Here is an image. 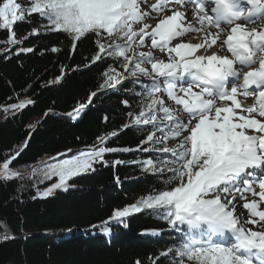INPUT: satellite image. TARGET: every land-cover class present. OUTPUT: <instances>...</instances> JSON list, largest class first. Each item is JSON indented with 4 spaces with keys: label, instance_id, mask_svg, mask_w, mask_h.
I'll return each instance as SVG.
<instances>
[{
    "label": "snow or ice",
    "instance_id": "snow-or-ice-1",
    "mask_svg": "<svg viewBox=\"0 0 264 264\" xmlns=\"http://www.w3.org/2000/svg\"><path fill=\"white\" fill-rule=\"evenodd\" d=\"M142 3L147 5L148 0H26L25 6L17 0H0V30L9 31L7 43H22L36 35L37 30L17 40L12 31L14 24L31 23L26 15L38 14L47 21L44 27L48 31L64 32L71 38L73 51L78 41L95 34L98 51L92 57L93 64L105 57H122L125 71L152 80L147 86L146 104L138 114L129 113V122L122 127L147 131L140 126L151 125L153 131L141 144L178 141L173 147L160 149L174 157L171 166L165 163L157 168L152 159L140 162L146 172L171 173L163 180L167 187L142 195L122 208H114L108 221L102 223L122 224L137 213L166 221L180 234L178 246L160 252L151 264H159L160 257L169 256L172 264H264V230L243 226V223L264 226L261 208L264 204V0H156L150 6L158 18L154 26L146 22L153 18L141 7ZM188 12L194 16L195 23L187 21ZM222 24L226 27H221ZM212 28L216 31L212 32ZM189 32L200 33L201 42L171 45L174 39ZM146 37L151 39L150 49L137 51L145 45ZM104 39L107 44L101 42ZM218 42L226 46L231 58L216 53L196 54L199 49L207 51ZM154 49L167 52V62L158 59ZM51 51L59 49L53 47ZM244 67L249 70L243 72L242 82L237 84L239 69ZM103 75L105 80L100 89L114 88L123 79L111 67ZM60 79L57 77L56 82ZM160 83L164 84L163 89ZM250 90L255 92V103L249 106L238 97L252 95ZM161 91L179 107L166 106L157 95ZM95 95L94 92L89 96V104ZM29 104L34 101L22 100L9 107L20 110ZM85 107L78 105L68 116L78 117ZM157 109L162 116H157ZM158 121L163 123V128L158 127ZM157 130L161 137L156 136ZM185 132L188 134L184 135ZM117 135L115 131L101 135L88 150H78L70 158L45 165L44 178L50 180L56 176L58 181L42 192L38 190L37 195L44 198L57 189L66 191L69 180L96 171L95 164L123 163L105 160L106 153L132 151L106 146ZM27 144L25 141L15 155L0 163V178L8 180L18 175L10 163ZM116 182H121L118 176ZM249 192L259 199L247 201L245 194ZM238 199L246 200L243 207L252 217L243 223L242 216L236 215ZM143 234L158 233L145 229ZM10 238L15 237L3 236L4 240ZM136 264L142 262L137 260Z\"/></svg>",
    "mask_w": 264,
    "mask_h": 264
},
{
    "label": "trees",
    "instance_id": "trees-1",
    "mask_svg": "<svg viewBox=\"0 0 264 264\" xmlns=\"http://www.w3.org/2000/svg\"><path fill=\"white\" fill-rule=\"evenodd\" d=\"M17 2L26 5V0ZM26 20L31 23L14 24L16 39L22 40L33 29L37 33L22 43H7L9 31L0 30V163L28 141L10 163L18 175L0 178V264H136L137 260L151 264L160 252L178 246L180 234L166 221L137 213L122 224L102 223L114 208L167 187L163 180L171 173L146 172L140 163L152 159L157 168L165 163L171 166L155 153L163 148L161 143H140L153 131L152 126H140L147 131L122 127L129 122V113L138 114L146 104L149 84L131 78L114 88L100 89L103 73L120 67L122 57H105L93 64L98 51L95 34L78 41L73 51L71 38L64 32L48 31L47 21L38 14L26 15ZM101 42L108 43L107 39ZM53 47L59 51L52 52ZM57 77H61L58 82ZM22 100L34 104L20 110L9 107ZM80 104L86 105L80 115L69 117ZM113 131L118 135L106 146L132 151L106 153L105 160L123 163L95 164L96 171L69 180L66 191L58 189L41 198L38 190L50 181L34 184L28 171L19 172L23 167H38L39 161L53 155L64 158L86 151L99 136ZM156 136L162 133L157 130ZM145 229L158 234L144 237ZM4 235L15 238L4 240ZM159 264H172V257H160Z\"/></svg>",
    "mask_w": 264,
    "mask_h": 264
},
{
    "label": "rangeland",
    "instance_id": "rangeland-1",
    "mask_svg": "<svg viewBox=\"0 0 264 264\" xmlns=\"http://www.w3.org/2000/svg\"><path fill=\"white\" fill-rule=\"evenodd\" d=\"M156 1L155 0H152L149 4V6H148V10L150 11V12H152L151 11V4H153V3H155ZM146 9H147V7H146ZM145 9V10H146ZM147 11V10H146ZM152 18L153 19H151V20H146V22H150V21H153V22H157V14L155 13V12H152ZM161 18V17H160ZM137 27H139V25H137ZM218 44H220V43H218ZM149 45V44H148ZM148 45H144L143 47H141V48H138L137 49V51H148L149 49H150V45L148 46ZM153 53H154V55L158 58V59H163V60H165L166 62H167V59H168V54H167V52H160V50L159 49H154L153 50ZM124 60V59H123ZM125 63V61L123 62V64ZM123 64H122V66L121 67H119V68H115V71L116 72H118V73H120L121 75H122V77H123V79H125L126 78V76H127V73H126V71H125V69L123 68ZM146 67H148L149 69H150V65H146ZM122 79V80H123ZM139 79H141V80H143V81H147V82H150V83H152V80L150 79V77H147V76H143V75H140L139 76ZM159 86L161 87V89H163V87H164V84L163 83H160L159 84ZM161 99H163L164 100V102H165V104H166V106H168V107H170V108H175L177 105L173 102V101H171L168 97H167V95H166V93H164L163 91H161L160 93H158L157 94ZM229 103V102H228ZM230 104V103H229ZM179 107V106H178ZM237 111H239V110H237ZM157 116H162V114L159 112V110L157 109ZM246 114V113H245ZM158 123V125L159 126H161L160 128H163L164 127V125H163V123L162 122H157ZM195 123V121H193V124ZM165 131H167V129H165ZM188 133H184V135H187ZM178 141L177 140H173V139H169L167 142H166V144L164 143V145L165 146H167V147H173L176 143H177ZM158 154H160L162 157H164V159H166L167 161H169L170 163H171V161L174 159V157L172 156V154L171 153H164V152H159ZM57 156V155H56ZM56 156H50V157H47L46 159H44V160H41V161H39L38 162V167H34V168H31V167H23V168H21L20 170H19V172H24V171H28V173H27V176L30 178V179H32V181H33V183L34 184H39V183H42V182H44V181H48L49 179H45L44 178V175H43V170H44V168H45V165H48V164H53V163H55L56 161H58V160H62V159H67V158H70L71 156H67V157H64V158H60V157H56ZM52 158H54L53 160H50V161H48L49 159H52ZM35 170V171H34ZM57 178V179H56ZM50 182L47 184V185H45L44 187H42L41 189H39V191H43L44 189H46V188H48V187H50L51 186V184H54V183H56L57 181H58V177H56V176H53L50 180H49ZM68 184H69V182H68ZM58 190V189H57ZM256 191H259V188L257 187V190ZM56 192V190L53 192V193H55ZM52 193V194H53ZM235 195L237 196V197H239V193H235ZM245 196L247 197V201H250V200H252V199H259V197H254L252 194L251 195H247V194H245ZM230 198V197H229ZM246 200H244V199H238V201H237V206H238V208H239V212L238 213H236L237 215H240V216H242V223L244 222V221H247V220H249V219H252V218H250L249 217V215H248V210L247 209H245L244 207H243V204L246 202ZM261 207H264V204H262L261 205ZM258 219V218H257ZM243 226L245 227V228H252L253 230H264V226H262V225H260V224H257V225H253V224H251V223H243Z\"/></svg>",
    "mask_w": 264,
    "mask_h": 264
},
{
    "label": "bare ground",
    "instance_id": "bare-ground-1",
    "mask_svg": "<svg viewBox=\"0 0 264 264\" xmlns=\"http://www.w3.org/2000/svg\"><path fill=\"white\" fill-rule=\"evenodd\" d=\"M150 4H149V2H148V4L147 5H145V4H141V7L142 8H144V9H146V7H147V11H149L148 10V6H149ZM172 7H180V6H178V5H173ZM180 10L181 11H185V9L184 8H182V7H180ZM150 12V11H149ZM151 13V15H152V12H150ZM167 14H171V12L170 11H167ZM162 18V17H161ZM187 21L188 22H192V23H195V18H194V16L192 15V13L191 12H188L187 13ZM149 23H151L152 24V26H154L155 25V22H153V21H150ZM241 23H244V22H241ZM197 27H199V25H196ZM252 25H249V27H251ZM211 31L212 32H215L216 31V29L215 28H212L211 29ZM185 35H189V37H188V40L185 42V43H199V42H201V34L200 33H197V32H189V33H187V34H185ZM151 42V39L150 38H148V37H146L145 38V45H148L149 43ZM219 43V42H218ZM216 44V45H214V46H212L211 48H209V49H207V51H205V49H199L198 51H197V55H204V54H208V55H210V54H212V53H216L217 55H223V53H224V50H223V46L221 45V44ZM237 84H239L240 82H236ZM239 98L242 100V103L243 104H245V105H251V103H252V96H247V98L245 99V96H239ZM175 108H178V106H176ZM187 133V132H186ZM231 198V197H230ZM239 208H238V206H237V208H236V213H238L239 211ZM237 215V214H236ZM240 216V215H239Z\"/></svg>",
    "mask_w": 264,
    "mask_h": 264
}]
</instances>
